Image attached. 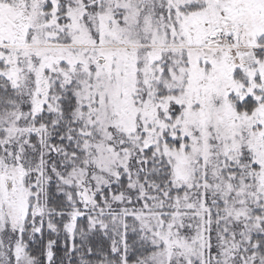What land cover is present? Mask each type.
<instances>
[{
  "label": "snow or ice",
  "instance_id": "snow-or-ice-1",
  "mask_svg": "<svg viewBox=\"0 0 264 264\" xmlns=\"http://www.w3.org/2000/svg\"><path fill=\"white\" fill-rule=\"evenodd\" d=\"M0 264H264V0H0Z\"/></svg>",
  "mask_w": 264,
  "mask_h": 264
}]
</instances>
